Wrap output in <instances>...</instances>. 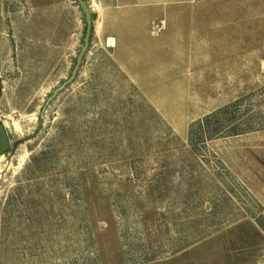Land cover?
I'll return each instance as SVG.
<instances>
[{"label":"rangeland","instance_id":"rangeland-1","mask_svg":"<svg viewBox=\"0 0 264 264\" xmlns=\"http://www.w3.org/2000/svg\"><path fill=\"white\" fill-rule=\"evenodd\" d=\"M86 1L48 104L85 16L0 0V264H264V0Z\"/></svg>","mask_w":264,"mask_h":264},{"label":"trees","instance_id":"trees-1","mask_svg":"<svg viewBox=\"0 0 264 264\" xmlns=\"http://www.w3.org/2000/svg\"><path fill=\"white\" fill-rule=\"evenodd\" d=\"M236 107L237 104L229 105L194 124L191 128V141L193 145L199 143L198 140L206 142L213 139L238 136L254 131V127L241 128L240 126L242 123L238 119H235V117L229 116L232 109ZM226 116L227 118H225Z\"/></svg>","mask_w":264,"mask_h":264},{"label":"water","instance_id":"water-1","mask_svg":"<svg viewBox=\"0 0 264 264\" xmlns=\"http://www.w3.org/2000/svg\"><path fill=\"white\" fill-rule=\"evenodd\" d=\"M76 2L79 4L86 21V34L84 38V45L81 49V52L77 59V64L73 70V73L69 80H67L61 87H59L53 95L49 98L48 104L55 98L57 95L62 92L64 89L67 88L68 85L72 84L77 74L83 64V61L85 59L86 54L89 51L90 44H91V38L93 35L94 30V20L96 18V15L93 13L91 7L89 6L88 2L86 0H76ZM10 149V140L7 135L6 127L5 125H0V158L8 152Z\"/></svg>","mask_w":264,"mask_h":264}]
</instances>
